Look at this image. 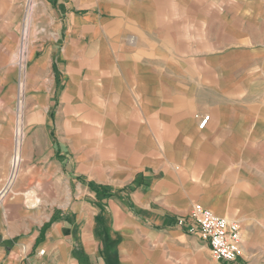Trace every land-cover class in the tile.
I'll return each instance as SVG.
<instances>
[{
  "label": "crops",
  "instance_id": "crops-1",
  "mask_svg": "<svg viewBox=\"0 0 264 264\" xmlns=\"http://www.w3.org/2000/svg\"><path fill=\"white\" fill-rule=\"evenodd\" d=\"M39 4L66 30L28 70L21 143L1 67L17 18L0 15V264H224L177 225L195 204L264 264V93L245 91L264 85V0Z\"/></svg>",
  "mask_w": 264,
  "mask_h": 264
},
{
  "label": "rangeland",
  "instance_id": "rangeland-1",
  "mask_svg": "<svg viewBox=\"0 0 264 264\" xmlns=\"http://www.w3.org/2000/svg\"><path fill=\"white\" fill-rule=\"evenodd\" d=\"M41 0H0V15L2 17L11 18L15 16L17 19L16 33H15V48L8 54L7 62L2 61V77L6 81L14 82L18 88V99L12 103L13 116H15V125L18 132V138L21 137L24 126V111H25V80L28 74V70L34 62L39 60L41 57L48 58V65L51 63L54 65V59L58 56V49L62 47L64 41L63 32L65 24L60 28L59 37L55 34L56 25L46 22H41L38 17L43 9L39 2ZM45 12V11H44ZM33 16V17H32ZM48 54V55H47ZM56 61V60H55ZM254 62L257 63L258 67L262 66L263 57L258 56ZM253 79L264 80V71L255 70L250 72ZM7 88H2V91ZM249 95H261L264 93V85L252 86L245 88ZM10 103L8 101L1 104L0 110L2 112L8 111ZM22 127V128H21ZM17 138V139H18ZM17 145V141H16ZM20 146V144H19ZM19 148V147H17ZM18 164V156L16 157ZM17 166V165H16ZM13 168V174L16 169ZM12 180H10V172L4 176L0 182V204L8 197L9 188ZM10 185L8 186V184ZM234 264H243L238 261Z\"/></svg>",
  "mask_w": 264,
  "mask_h": 264
},
{
  "label": "built area",
  "instance_id": "built-area-1",
  "mask_svg": "<svg viewBox=\"0 0 264 264\" xmlns=\"http://www.w3.org/2000/svg\"><path fill=\"white\" fill-rule=\"evenodd\" d=\"M208 117L200 119L202 129ZM187 223V232L197 235L207 244L210 257L219 263L234 264L241 255L240 226L236 221L219 217L195 204L191 207L188 220H178L177 225ZM43 252L41 251L40 254Z\"/></svg>",
  "mask_w": 264,
  "mask_h": 264
}]
</instances>
